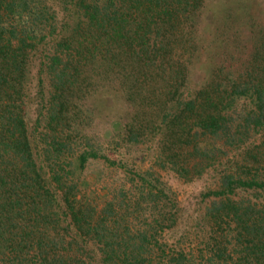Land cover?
<instances>
[{
	"label": "trees",
	"instance_id": "1",
	"mask_svg": "<svg viewBox=\"0 0 264 264\" xmlns=\"http://www.w3.org/2000/svg\"><path fill=\"white\" fill-rule=\"evenodd\" d=\"M57 3L0 0V264H264V49L191 88L203 0ZM115 97L113 129L87 132ZM146 141L148 167L126 170L121 145ZM89 160L123 170L98 198ZM162 171L213 172L187 244Z\"/></svg>",
	"mask_w": 264,
	"mask_h": 264
},
{
	"label": "rangeland",
	"instance_id": "2",
	"mask_svg": "<svg viewBox=\"0 0 264 264\" xmlns=\"http://www.w3.org/2000/svg\"><path fill=\"white\" fill-rule=\"evenodd\" d=\"M59 9L57 0H50ZM202 18H198L187 26L184 40L188 42L187 82L189 87L200 84L204 77L218 64L229 70H237L249 59L255 48L264 49V0H203ZM186 42V44H187ZM89 122L85 130L100 135L113 129V121L119 117L124 104L121 97H115L112 105L101 107L92 100ZM34 112L29 111L28 124H33ZM116 123V122H115ZM155 151V142L121 145L120 157L126 170L142 171L148 167ZM110 156H117L118 149H108ZM122 169L106 167L98 160H89L82 174L88 175L91 185L88 191L95 197L106 194L107 189L118 185ZM164 187L170 190L169 197L175 198L178 208L175 231L176 238L183 236L184 244L192 239L198 223L201 208V192L213 186V172L206 171L201 177L189 182L178 179L170 171L159 172ZM261 196H259L260 199Z\"/></svg>",
	"mask_w": 264,
	"mask_h": 264
}]
</instances>
